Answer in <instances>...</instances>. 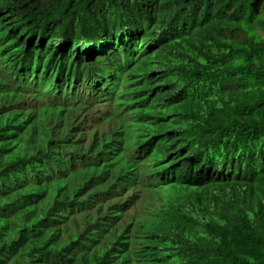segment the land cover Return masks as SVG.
Segmentation results:
<instances>
[{
	"label": "trees",
	"instance_id": "trees-1",
	"mask_svg": "<svg viewBox=\"0 0 264 264\" xmlns=\"http://www.w3.org/2000/svg\"><path fill=\"white\" fill-rule=\"evenodd\" d=\"M15 1L2 15L21 32L45 33L54 47L118 51L137 85L125 97L140 96L145 107L135 112L144 132L174 134L160 153L182 154L169 187L191 197L170 216L174 205L139 221L134 233L109 226L68 243L55 232L67 219L63 204L88 189L97 168H80L81 158L66 151L53 160L59 152L49 139L39 150L55 130L43 134L37 123L11 131L3 106L17 94L2 93L9 68L0 75V264H264V0H69L72 17L62 29L68 0ZM0 51L4 64L12 49ZM78 54L54 66L79 73L81 55L69 60Z\"/></svg>",
	"mask_w": 264,
	"mask_h": 264
},
{
	"label": "clouds",
	"instance_id": "clouds-1",
	"mask_svg": "<svg viewBox=\"0 0 264 264\" xmlns=\"http://www.w3.org/2000/svg\"><path fill=\"white\" fill-rule=\"evenodd\" d=\"M12 1L11 4V0H0V7H7L0 9L3 11L0 13V50L5 46L12 49L4 64L2 59L6 54L0 51V75L8 72L9 68H15L13 72L10 69L11 76L5 79L7 88L2 92L17 94L15 100H9L10 104L3 106V115L12 119L11 131L23 130L37 123L43 129V134L55 130L58 136L41 139L37 147L39 150L47 148L46 141L49 139L59 152L53 160L60 162L61 152L66 151L75 158H81L80 168H97V175L91 180L88 189L84 188L82 194L63 204L66 212L64 217L67 219L55 232L60 230L68 243L75 237L78 242L83 241L86 237L82 234H94V230L105 232L109 226L116 227L120 232L128 227L134 233L139 221L149 215L166 212L170 205H174L166 212L170 216L171 211L180 208L181 203H187L191 196L185 189L176 192L169 187L173 181L171 178H175L171 176L176 173L173 165H182L177 163L182 154L174 153V149L171 154L160 153L161 149L167 147L165 141L173 139L171 136L174 134L159 127L148 136L144 132V122L135 116V112L145 107L140 96L125 97L127 90H134L137 85L125 76L126 70L121 66L123 64H119L121 55L117 54L118 51L110 52L107 48L102 54L104 48L100 43L95 47H87L88 43L84 42L70 45L59 43L54 47V43L48 42L45 33L21 32L13 27L8 16L2 15L16 10V1ZM41 2L46 3L45 0ZM66 3L70 5L66 6L63 21L59 25L61 29L63 22L69 23L72 17L73 2L68 0ZM73 17L77 18L75 14ZM24 35L28 38L22 37ZM56 50H59V55L57 53L46 64L48 53ZM73 51L79 54L69 60H76L81 55V71L75 73L71 71L72 68L68 70V64L57 70L54 65H59L58 59L64 60L66 54ZM29 54L34 64H31V60L29 66L22 62L15 65V62L9 67L13 60H20ZM39 57L41 64L36 61ZM83 57L86 59L84 62ZM91 59L119 60L118 65L101 64L96 68L93 66L95 62L89 65ZM87 65L90 67L83 70V66ZM23 73H28L29 79ZM14 74L16 77L12 76ZM80 91L84 93L80 95ZM59 98L68 103L58 102ZM129 126L133 128L129 129ZM153 147L155 149L149 151ZM167 178H170L169 181ZM121 187L123 189L119 190Z\"/></svg>",
	"mask_w": 264,
	"mask_h": 264
},
{
	"label": "bare ground",
	"instance_id": "bare-ground-1",
	"mask_svg": "<svg viewBox=\"0 0 264 264\" xmlns=\"http://www.w3.org/2000/svg\"><path fill=\"white\" fill-rule=\"evenodd\" d=\"M120 72H121V70H120L118 73H120ZM119 75H120V74H119ZM119 75H118V76H119ZM118 76H117V78H118ZM68 87H69V88H72V86H70V85H69ZM80 92H81L80 95L84 93V92L82 93V91H80ZM107 94H108V92H107ZM77 95H79V94H77ZM57 101H58V102H61V103H68V102L63 101V98H59ZM149 151H150V150H149ZM143 155H146V154H143ZM143 155H142V156H143ZM171 177H176V175L173 174ZM146 183H150V182L146 181ZM124 187H125V186H124ZM122 189H123V187H121L119 190H122ZM152 197H156V195H152ZM146 199H147V198H146ZM149 199H150V197H149ZM127 206H128V205H126V207H127Z\"/></svg>",
	"mask_w": 264,
	"mask_h": 264
}]
</instances>
